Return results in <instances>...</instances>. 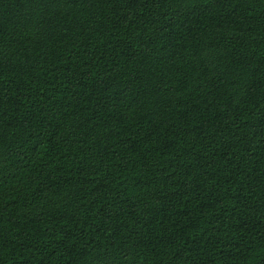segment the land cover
Here are the masks:
<instances>
[{
  "label": "trees",
  "instance_id": "trees-1",
  "mask_svg": "<svg viewBox=\"0 0 264 264\" xmlns=\"http://www.w3.org/2000/svg\"><path fill=\"white\" fill-rule=\"evenodd\" d=\"M0 264H264V0H0Z\"/></svg>",
  "mask_w": 264,
  "mask_h": 264
}]
</instances>
